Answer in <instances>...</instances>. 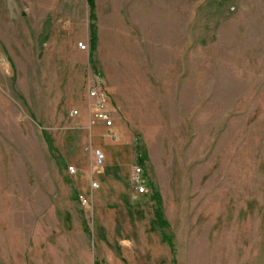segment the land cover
I'll use <instances>...</instances> for the list:
<instances>
[{"label":"rangeland","instance_id":"1","mask_svg":"<svg viewBox=\"0 0 264 264\" xmlns=\"http://www.w3.org/2000/svg\"><path fill=\"white\" fill-rule=\"evenodd\" d=\"M90 12L0 0V264H264V0Z\"/></svg>","mask_w":264,"mask_h":264},{"label":"built area","instance_id":"2","mask_svg":"<svg viewBox=\"0 0 264 264\" xmlns=\"http://www.w3.org/2000/svg\"><path fill=\"white\" fill-rule=\"evenodd\" d=\"M104 80L100 75L94 76L90 79L87 88V98L89 102V111L92 116L93 122L104 125L105 128H112L113 122L108 110L107 102L108 96L106 90L103 88ZM78 111H74L73 115L77 116ZM92 157L96 169H102L105 165L106 157L100 149L92 151ZM132 182L137 185V194L142 195L146 192V182L144 179V171L141 167H136L132 173ZM94 188L97 184L92 185ZM82 204L88 205V201L81 198Z\"/></svg>","mask_w":264,"mask_h":264},{"label":"trees","instance_id":"3","mask_svg":"<svg viewBox=\"0 0 264 264\" xmlns=\"http://www.w3.org/2000/svg\"><path fill=\"white\" fill-rule=\"evenodd\" d=\"M88 4L90 7V28H91V33H92V38H91V43L95 44L97 37H96V29H95V21H96V17L94 15V10H95V0H88ZM138 163L141 164L143 163V159H139ZM156 219L159 223V226L161 228H165L166 227V223L165 220L163 218L162 212L160 210L156 211ZM170 246V239L169 238H165ZM171 250H173V247L171 246Z\"/></svg>","mask_w":264,"mask_h":264}]
</instances>
